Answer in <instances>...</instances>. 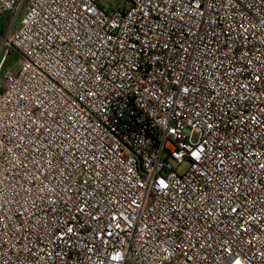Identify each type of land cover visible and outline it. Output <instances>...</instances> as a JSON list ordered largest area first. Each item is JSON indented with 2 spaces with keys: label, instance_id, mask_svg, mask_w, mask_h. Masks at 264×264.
<instances>
[{
  "label": "built area",
  "instance_id": "2783aa9c",
  "mask_svg": "<svg viewBox=\"0 0 264 264\" xmlns=\"http://www.w3.org/2000/svg\"><path fill=\"white\" fill-rule=\"evenodd\" d=\"M128 2L0 0V264H264V0Z\"/></svg>",
  "mask_w": 264,
  "mask_h": 264
},
{
  "label": "rangeland",
  "instance_id": "374dc122",
  "mask_svg": "<svg viewBox=\"0 0 264 264\" xmlns=\"http://www.w3.org/2000/svg\"><path fill=\"white\" fill-rule=\"evenodd\" d=\"M100 5L105 7L106 9H110L111 7L119 6V7H128V0H100ZM21 17V16H20ZM20 17L15 25V28L19 25ZM1 23V32H0V86L3 81L4 72L7 70H16L19 67V63L21 61L20 54L12 48L10 44V36L5 38V34L7 32V22L10 20L9 16L0 17ZM6 21V22H5ZM187 170V166H183L178 169L179 173H184Z\"/></svg>",
  "mask_w": 264,
  "mask_h": 264
},
{
  "label": "trees",
  "instance_id": "16d2710c",
  "mask_svg": "<svg viewBox=\"0 0 264 264\" xmlns=\"http://www.w3.org/2000/svg\"><path fill=\"white\" fill-rule=\"evenodd\" d=\"M1 23H3V22H2V20L0 18V32H1ZM0 92H1V86H0Z\"/></svg>",
  "mask_w": 264,
  "mask_h": 264
}]
</instances>
